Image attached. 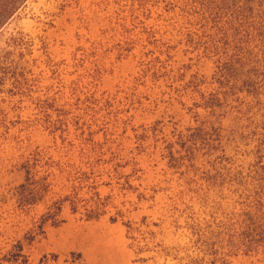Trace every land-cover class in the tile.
I'll list each match as a JSON object with an SVG mask.
<instances>
[{"label":"rangeland","instance_id":"374dc122","mask_svg":"<svg viewBox=\"0 0 264 264\" xmlns=\"http://www.w3.org/2000/svg\"><path fill=\"white\" fill-rule=\"evenodd\" d=\"M254 4L264 12V0ZM188 30L193 27L154 0H23L2 21L0 253L30 228L28 218L14 215L8 196L23 182L20 164L36 149L55 155L59 134L46 124L64 112L67 142L79 146L83 129L96 143L107 140L104 150L117 155L98 158L90 176L112 205L105 216L87 222L83 210L73 214L65 204L62 223H48L41 238L24 243L29 264L213 260L193 247L182 228L189 213L223 221L254 204L253 180L264 165V92L248 94L254 79L241 69L235 77H220L214 59L181 43ZM146 32L153 33L154 45L146 44ZM124 43L131 44L129 52L122 51ZM252 49L264 57V47ZM89 96L96 106L82 103ZM203 98L215 100L206 105ZM105 100L111 107H102ZM42 103L52 107L48 116ZM70 156L71 164L87 170L85 160ZM127 181L133 190H124ZM65 194L54 188L49 200ZM42 212L39 207L34 214ZM127 223L140 231L131 234L135 242L128 239Z\"/></svg>","mask_w":264,"mask_h":264},{"label":"trees","instance_id":"16d2710c","mask_svg":"<svg viewBox=\"0 0 264 264\" xmlns=\"http://www.w3.org/2000/svg\"><path fill=\"white\" fill-rule=\"evenodd\" d=\"M22 1L3 0L0 24L17 10ZM154 1L163 4L165 13H175L182 18L186 27H193V32L188 30L183 34L181 43H184L188 49L201 50L207 58L214 59L220 77L226 78L230 74L235 77L236 69H241L254 79V85L251 84L247 88V93L258 96L264 92V57L260 58L252 49L253 44L264 47V12L256 11L254 4L256 0ZM131 19L137 18L132 16ZM124 32L129 31L124 29ZM146 36V44L154 45L153 33L146 32ZM130 45L124 43V47L121 46L122 51L129 52ZM145 74L146 71L143 75ZM151 77L156 80L157 74L153 73ZM180 78L182 75L179 74L177 79ZM214 100L203 98L206 105L213 104ZM77 102L80 104L79 100ZM82 103L86 106H96L98 102L89 96ZM42 104L40 110L48 116V111L52 107L47 103ZM102 107H111L110 101L105 100ZM58 113L57 121L46 124V129L51 134L54 136L59 134L60 145L56 147L55 155L39 149L32 152L20 164L24 174L23 182L8 192L9 199L13 202L14 215L18 218H28L30 228L22 241H15L7 250L0 253V264H29V257L24 253V243L31 245L41 238L48 223L51 225L62 223L60 215L65 204L70 207L73 214L83 210L87 222L97 221L105 216L106 210L112 205L109 196L102 198L98 194L95 181L91 180L90 176L99 161L98 158L110 154V158L114 159L117 155L111 152V148L104 150L107 140L101 144L96 143L92 140V133L86 134L83 129L80 131L79 146L75 147L72 142H67L64 139L65 130L61 127V113L65 114ZM72 153L77 155L79 161L87 162L86 171L70 163ZM170 157L173 159L172 154ZM122 167L124 166H115V168ZM257 171L255 173L257 180H253L256 183L253 187L256 200L251 207L223 221L214 218H211V221L200 220L194 213H189L187 216L182 229L188 232L191 237L190 242L196 250L203 253L204 257L213 259L209 264H231L232 260L237 259L244 260L247 264H264V165L261 164ZM57 180L61 182L60 186L57 185ZM128 183V181L125 183L124 190H133ZM58 187L66 194L63 198L49 200L53 189ZM186 193L197 195L192 190H187ZM137 199L144 201V196L139 195ZM39 207H42L43 212L36 217L34 212ZM185 210L190 211L188 207H185ZM119 215L116 213V217L111 218L110 221L115 223ZM145 221L146 217H143L140 222L142 226ZM174 225V229L178 231L180 227L175 222ZM126 229L128 239L135 242L131 234L139 233V229L134 228L131 223H127ZM141 251L136 254H140ZM189 264L205 263L203 259H190Z\"/></svg>","mask_w":264,"mask_h":264}]
</instances>
